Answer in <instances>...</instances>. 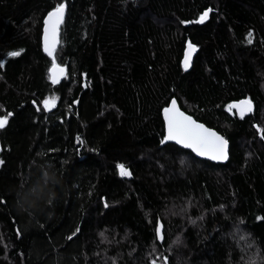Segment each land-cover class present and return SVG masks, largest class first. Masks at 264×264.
<instances>
[{"label": "trees", "instance_id": "1", "mask_svg": "<svg viewBox=\"0 0 264 264\" xmlns=\"http://www.w3.org/2000/svg\"><path fill=\"white\" fill-rule=\"evenodd\" d=\"M0 64V264H264V0H0ZM171 98L229 141L225 163L161 144Z\"/></svg>", "mask_w": 264, "mask_h": 264}, {"label": "snow or ice", "instance_id": "2", "mask_svg": "<svg viewBox=\"0 0 264 264\" xmlns=\"http://www.w3.org/2000/svg\"><path fill=\"white\" fill-rule=\"evenodd\" d=\"M66 5L64 3H57L56 6L50 11L44 21V50L49 57L52 58L51 67L49 68V79L53 84L59 82V80L65 76L66 69L57 63L56 59V49L57 45L60 43L58 39L59 26L63 23ZM208 17V12H204L198 23H202ZM248 42H252V33L248 34ZM195 46L189 43L188 48L185 52L184 57V68L190 66L191 55L195 51ZM9 55L16 56L19 55L18 52L10 53ZM3 65L0 64V67ZM59 98L55 95L45 98L42 101L43 108L45 111L50 110L55 107L56 101ZM237 109L240 115L243 116L245 112H250L252 110L251 101L243 100L238 103L228 105V109ZM40 111V108H37ZM164 117L166 124L167 134L161 140V144L168 141H175L177 144L183 145L186 148H191L199 156H207L212 160H225L227 159V144L228 142L224 137L220 136L218 133L206 128L203 124L197 123L192 119L191 116L186 115L184 112L180 111L177 106L176 99H172L170 106L164 108ZM11 113L7 115L0 116V129L4 128L8 122V118ZM264 139V136H262ZM77 140L83 143L79 137ZM3 163V161H0ZM117 169L122 177H127L131 175V172L124 164H117ZM107 207V205H105ZM79 231V229H77ZM157 239H163L162 225H157ZM75 235V233H73ZM103 235V233H101ZM71 239V237H69ZM244 239V237H241ZM179 240V238H177ZM115 264V261H113ZM152 264H157L156 260L152 261ZM163 264H168L167 257H164ZM254 264V262H253Z\"/></svg>", "mask_w": 264, "mask_h": 264}, {"label": "water", "instance_id": "3", "mask_svg": "<svg viewBox=\"0 0 264 264\" xmlns=\"http://www.w3.org/2000/svg\"><path fill=\"white\" fill-rule=\"evenodd\" d=\"M52 10H53V9L49 10V11L45 14V16H44V18H43V21H42V30H41V49H42V52L44 53V55H46L48 58H51V57H49L48 54H47V53L45 52V50H44V27H45V25H44V21H45V18L47 17V15H48V13H49L50 11H52ZM65 10H66V8H65ZM206 11L208 12V10H206ZM206 11H205V12H206ZM64 16H65V14H64ZM63 21H64V19H63ZM62 24H63V23H62ZM62 24L59 26L58 39H59V36H60V30H61ZM189 43H191V42H190V41H187V42L185 43V47H184V51H183V55H182V59H181V63H182V65H183V67H184L183 62H184L185 52H186V50H187V48H188ZM191 44L194 45L193 43H191ZM58 45H59V44H58ZM58 45H57V47H58ZM194 46H195V45H194ZM195 49H196V50H195V51L192 53V55H191L190 66H189L188 68H190V67L192 66L193 57H194V55H195V53H196V51H197L196 46H195ZM50 67H51V65H50ZM50 67H49V68H50ZM188 68H187V69H188ZM49 80H50V79H49ZM50 81H51V80H50ZM59 81H60V80H59ZM56 84H57V83H56ZM56 84H54V85H56ZM172 99H175V98H171L170 101H169V103H168L165 107L170 106V103H171V100H172ZM243 100H248V99H246V98H242V99H239V100H235V101L230 102L229 105H230V104H234V103H238V102L243 101ZM176 101H177V100H176ZM249 101H250V100H249ZM251 105H252V110H253V109H254V105H253L252 102H251ZM177 106H178V108L180 109V111L184 112V113H185L186 115H188V116H191L190 114L186 113L185 111H183V110L180 108L178 102H177ZM165 107H163L162 110H161L162 119H163V123H164V135H163V138H164V136L167 134V132H166V124H165V117H164V111H163ZM252 110H251L250 112H245L243 116H241V115H240V112H239L237 109H235V108L229 110V113H230L231 115H233V113H236L238 116H240V117H244V116L248 115L249 113H251ZM191 117H192V119L195 120L197 123L203 124L206 128L211 129L212 131L218 133L220 136L224 137V136H223L220 132H218L216 129L211 128V127L207 126L205 123L196 120L193 116H191ZM224 139L228 142V144H227V159H225V160H212V159H209L207 156H199V155H197V153H195L191 148H186V147H184L183 145L177 144L175 141H168V142H166V143H173V144L177 145V146L180 147V148L190 150V151L194 154V156L197 157V158H199V159H206V160H209V161H211V162H213V163H225V162L228 160V158H229V141H228L225 137H224ZM128 169H129V168H128ZM117 170H118V169H117ZM129 171H130V170H129ZM130 172H131V171H130ZM118 173H119V170H118ZM131 177H132V174H131L130 176L125 177V178L130 179Z\"/></svg>", "mask_w": 264, "mask_h": 264}]
</instances>
